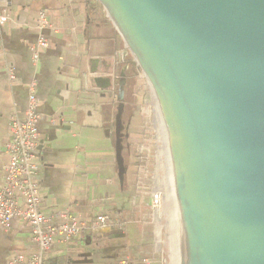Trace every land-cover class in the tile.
I'll list each match as a JSON object with an SVG mask.
<instances>
[{"label":"water","instance_id":"obj_1","mask_svg":"<svg viewBox=\"0 0 264 264\" xmlns=\"http://www.w3.org/2000/svg\"><path fill=\"white\" fill-rule=\"evenodd\" d=\"M98 1L156 101L162 264H264V0Z\"/></svg>","mask_w":264,"mask_h":264},{"label":"crops","instance_id":"obj_2","mask_svg":"<svg viewBox=\"0 0 264 264\" xmlns=\"http://www.w3.org/2000/svg\"><path fill=\"white\" fill-rule=\"evenodd\" d=\"M0 3L9 16L0 25V186L11 120L24 118L30 86L36 83L41 212L54 225L66 215L87 224L101 214L111 219L107 228H89L70 241H56L44 264H124L128 259L161 264L136 250L145 240L137 236L141 229L133 220L137 192L131 147L144 128L134 90L139 68L120 32L98 0ZM42 13L48 21L44 28ZM42 37L49 45L38 50L36 61ZM119 116L123 165L117 155ZM37 250L24 221L14 219L6 230L0 229V264H9L18 254L31 257Z\"/></svg>","mask_w":264,"mask_h":264},{"label":"built area","instance_id":"obj_3","mask_svg":"<svg viewBox=\"0 0 264 264\" xmlns=\"http://www.w3.org/2000/svg\"><path fill=\"white\" fill-rule=\"evenodd\" d=\"M41 26H47L46 13L41 14ZM9 21V16L0 3V25ZM49 42L42 37L37 44L35 60L39 58L38 50L47 48ZM38 100L36 83L30 86L29 106L24 118L13 117L10 123V134L4 146L8 162L4 172V181L0 186V229L6 230L14 219H20L32 229V239L37 245V252L27 257L24 254L14 256L9 264H44L47 251L56 242L70 241L80 236L87 229H104L109 226L110 216L98 215L92 224H87L74 215H66L65 221L54 225L51 218L40 210V186L37 181L38 165L35 153L39 144ZM161 191L151 196L150 205L159 209ZM143 259L139 264H148ZM124 264H135L130 259Z\"/></svg>","mask_w":264,"mask_h":264},{"label":"rangeland","instance_id":"obj_4","mask_svg":"<svg viewBox=\"0 0 264 264\" xmlns=\"http://www.w3.org/2000/svg\"><path fill=\"white\" fill-rule=\"evenodd\" d=\"M138 83L135 92L138 94L137 103L140 108L142 134L137 131L135 144L132 148L135 167V187L137 192L136 210L133 220L137 221L138 237L143 238V246L136 250L141 257L153 259L162 264L160 239L158 229V210L151 205V196L155 191H161L163 182V154L160 125L155 97L147 78L141 69L138 71ZM140 98V99H139ZM138 102V101H137Z\"/></svg>","mask_w":264,"mask_h":264},{"label":"flooded vegetation","instance_id":"obj_5","mask_svg":"<svg viewBox=\"0 0 264 264\" xmlns=\"http://www.w3.org/2000/svg\"><path fill=\"white\" fill-rule=\"evenodd\" d=\"M139 68V67H138ZM140 69V68H139Z\"/></svg>","mask_w":264,"mask_h":264}]
</instances>
